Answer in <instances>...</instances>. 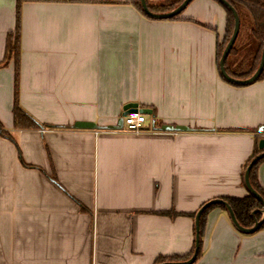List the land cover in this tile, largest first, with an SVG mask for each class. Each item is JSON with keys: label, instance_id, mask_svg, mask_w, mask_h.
Here are the masks:
<instances>
[{"label": "crops", "instance_id": "0c3cea01", "mask_svg": "<svg viewBox=\"0 0 264 264\" xmlns=\"http://www.w3.org/2000/svg\"><path fill=\"white\" fill-rule=\"evenodd\" d=\"M16 2L0 0V264L189 254L198 209L248 194L243 166L264 137V78L237 86L219 74L224 9L191 0L155 20L134 0H22L17 96L37 126L15 128L14 60L3 62ZM247 39L246 28L232 65ZM131 102L151 110L140 132L72 126L113 125ZM152 119L190 130L153 129ZM256 173L264 190V160ZM192 264H264V228L240 232L214 206Z\"/></svg>", "mask_w": 264, "mask_h": 264}, {"label": "trees", "instance_id": "16d2710c", "mask_svg": "<svg viewBox=\"0 0 264 264\" xmlns=\"http://www.w3.org/2000/svg\"><path fill=\"white\" fill-rule=\"evenodd\" d=\"M69 1V0H63ZM182 0L176 1V5H178ZM221 7L225 11V26H224V34L220 41L216 43V62L218 64V60L220 58L221 52L228 41V38L231 35L233 29V15L231 11L224 6L221 2L216 0ZM238 13L239 20H240V27L239 32L237 35L236 40L234 41L226 59H225V70L226 72L235 78H246L250 76L254 70L256 69L260 57L261 49L264 45V0H226ZM22 0H17L16 7H15V26L13 32L7 34L6 42H5V56H4V64L13 57L14 60V83H13V105L11 109L13 125L15 128H35L37 125L34 120L25 113L22 107L19 105L18 102V62H19V29H20V4ZM134 6L137 10L143 14L145 17L149 18L141 9L139 0H134ZM149 9L153 12H165L173 9V5H163V4H156V5H149L147 3ZM181 12L173 17L168 19H175L177 18ZM242 21H246L248 24V39L246 48L250 50L249 58L246 60L239 59L236 64L232 65V58L237 54V41L239 38L242 28ZM245 50V51H246ZM244 52V51H243ZM243 52L238 53L241 57ZM222 78V77H221ZM264 78V69L261 72L259 79ZM223 79V78H222ZM224 80V79H223ZM226 131H247V132H255L253 129H228ZM2 135L7 136L6 132H1ZM259 137L254 138V145L251 152L250 157L247 159L245 165L243 166V171L245 170L249 161L262 150L258 148V140ZM264 160V157L259 159L250 169L249 172V182L251 186L257 191V193L264 199V190L259 184L258 177H257V166L258 164ZM220 199L227 202V204L232 209L234 216L237 222L243 227H251L255 221L261 219V212L262 206L260 202L254 198L251 194H246L242 197H233V196H221ZM217 206L224 209V206L221 204H212L206 207L200 217H199V250L197 253L196 259L201 255L202 252V235L204 230V222H205V215L209 209L212 207ZM255 211L253 214L252 212ZM174 215L175 213H170ZM189 216H193L194 213L188 214ZM264 228V216L262 217V222L257 230ZM194 246L189 254L183 257L171 256H159L155 259L154 264L167 262V261H177V260H184L187 259L193 252Z\"/></svg>", "mask_w": 264, "mask_h": 264}, {"label": "water", "instance_id": "95a60500", "mask_svg": "<svg viewBox=\"0 0 264 264\" xmlns=\"http://www.w3.org/2000/svg\"><path fill=\"white\" fill-rule=\"evenodd\" d=\"M190 1L191 0H182L173 9H171L169 11H165V12H153V11H151L147 5L146 0H139V3H140L142 11L149 18L155 19V20H163V19H168L170 17L178 15L180 12L183 11V9L188 5V3ZM218 1L221 2L224 6H226L231 11V13L233 15V29H232L230 37L228 38V41L226 42V44H225V46L221 52L220 58L218 60L219 74L226 82L233 84V85L246 86V85L252 84L253 82L257 81L261 72L264 69V45H263L261 52H260L258 65H257L256 69L254 70V72L250 76H248L246 78H241V79L230 76L225 70L224 63H225V59H226L234 41L237 38V35L239 32V27H240V20H239V16H238L237 11L226 0H218ZM133 111H138L141 113L151 115L150 109L139 108L136 103L131 102V103H126L123 106L121 115L118 117L115 124H113V125L100 126V125H97L93 122L76 121L75 123H73L72 126L74 128H78V129L118 130V129L122 128V117L124 115L128 114L129 112H133ZM151 127L153 129L157 128V129L162 130V131H188V130H190L187 126H184V125L163 124L160 127H155V120L154 119L151 120ZM257 130H258V132L264 133V126L258 127ZM258 148L262 151L260 153H258L257 155H255L247 164V166L244 170V173H243V183H244L245 188L247 189L248 193L251 194L254 198H256L260 202V204L262 206V209L260 210V212L264 215V199L257 193V191H255V189L251 186V184L249 182V172H250L251 167L259 159L264 157V137H262L258 140ZM212 204L223 205L228 212V215H229V218H230L232 225L240 232H243V233L253 232V231L258 229V227L260 226V224L262 222V218H261L260 220L255 221L251 227H243L237 222V220L234 216V213H233L232 209L230 208V206L227 204V202H225L224 200H222L220 198L211 199V200L205 202L198 209V211L195 214V217H194L195 242H194V249H193L192 254L187 259H184V260L167 261V262H162V263H158V264H192L196 260L197 253L199 250V233H198V231H199V217H200L202 211L206 207H208ZM254 212L255 211H253L252 214Z\"/></svg>", "mask_w": 264, "mask_h": 264}, {"label": "built area", "instance_id": "2783aa9c", "mask_svg": "<svg viewBox=\"0 0 264 264\" xmlns=\"http://www.w3.org/2000/svg\"><path fill=\"white\" fill-rule=\"evenodd\" d=\"M145 114L133 111L122 117V128L130 132H140L143 130Z\"/></svg>", "mask_w": 264, "mask_h": 264}, {"label": "rangeland", "instance_id": "374dc122", "mask_svg": "<svg viewBox=\"0 0 264 264\" xmlns=\"http://www.w3.org/2000/svg\"><path fill=\"white\" fill-rule=\"evenodd\" d=\"M176 1H178V0H146V2L149 5L163 4V5H173V7L176 6V3H177ZM247 27H248V24L246 23V21H242L241 31L243 32ZM250 54H251L250 50L247 49L246 51L243 52V54L241 55V57L239 59L246 60L249 58Z\"/></svg>", "mask_w": 264, "mask_h": 264}]
</instances>
